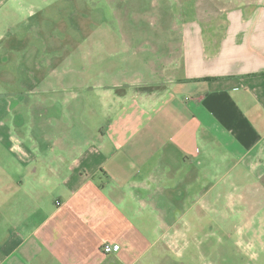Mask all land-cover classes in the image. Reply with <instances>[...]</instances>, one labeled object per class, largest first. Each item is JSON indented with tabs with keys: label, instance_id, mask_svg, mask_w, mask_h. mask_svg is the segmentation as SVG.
I'll return each instance as SVG.
<instances>
[{
	"label": "crops",
	"instance_id": "1",
	"mask_svg": "<svg viewBox=\"0 0 264 264\" xmlns=\"http://www.w3.org/2000/svg\"><path fill=\"white\" fill-rule=\"evenodd\" d=\"M195 6L127 68L107 46L87 72L36 65L87 92L43 94L38 124L0 118V264H264V0ZM211 214L222 252H190Z\"/></svg>",
	"mask_w": 264,
	"mask_h": 264
},
{
	"label": "rangeland",
	"instance_id": "2",
	"mask_svg": "<svg viewBox=\"0 0 264 264\" xmlns=\"http://www.w3.org/2000/svg\"><path fill=\"white\" fill-rule=\"evenodd\" d=\"M197 1L201 13L218 12L235 3V0H226L229 1L226 5L225 0ZM0 13L7 16L0 21V43L12 47V53L0 52V118L14 126L26 125L29 119L38 124L39 118H33L36 115L33 111L41 110L38 105H42L43 94L69 98L73 108L78 97L87 92L83 86L61 85L55 79V85L50 87L42 84L35 79L37 64L48 60L64 75H71L77 66L87 72L91 55L106 56L99 47L107 46L114 62L127 68L124 59L133 57L135 46L144 52L142 48H150L147 41L157 39L152 37L157 32L180 29L182 20L194 16L196 6L195 0H20L16 9L6 4L1 6ZM130 32L151 37H127ZM148 52L151 50L147 49ZM5 56H11L10 60H5ZM17 114L23 116L24 122H16ZM218 221L211 214L198 227L191 237L195 241L190 252H197L198 248L210 256L222 252L219 237L224 228L218 226ZM227 233L234 236L235 229L232 227ZM226 248L229 254L233 246ZM179 251L186 252L187 248ZM176 259L185 264L179 257Z\"/></svg>",
	"mask_w": 264,
	"mask_h": 264
},
{
	"label": "built area",
	"instance_id": "3",
	"mask_svg": "<svg viewBox=\"0 0 264 264\" xmlns=\"http://www.w3.org/2000/svg\"><path fill=\"white\" fill-rule=\"evenodd\" d=\"M120 248H121V245L119 243H114V244L104 243V244H102V250L105 253L116 252V251H119Z\"/></svg>",
	"mask_w": 264,
	"mask_h": 264
}]
</instances>
